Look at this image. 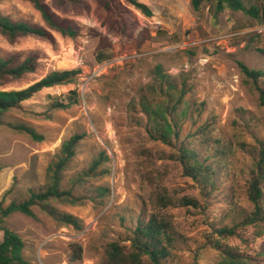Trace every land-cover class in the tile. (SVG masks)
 I'll return each mask as SVG.
<instances>
[{"label":"rangeland","instance_id":"374dc122","mask_svg":"<svg viewBox=\"0 0 264 264\" xmlns=\"http://www.w3.org/2000/svg\"><path fill=\"white\" fill-rule=\"evenodd\" d=\"M135 1L152 16L145 17L126 0H43L56 19L77 28V36L70 38L50 30L30 3L0 0V16L50 36L9 43L0 35V59L16 56L19 64L36 58L35 71L5 85V91H20L55 71H79L71 84L42 90L0 124L3 207L27 200L30 191H42L46 170L62 143L82 136L61 180L62 189L82 203L50 201L53 215L34 206L33 218L14 213L5 221L22 238L23 257L32 264H101L104 244L129 245L126 228L140 214L170 226L174 249L171 259L161 264H219L222 257L213 246L217 243L250 258L259 250L238 238H221L216 231L252 209L246 188L252 158L264 145V107L238 64L264 73V21L241 11L217 13L215 0L205 1L198 11L191 0ZM241 1L248 11L264 6V0ZM99 53L105 57L96 58ZM158 65L178 89L184 88L176 116L183 117L187 107L192 116L181 139L215 172L216 186L209 195L184 173L174 142L154 141L145 131L142 96L151 104L163 100L160 93H149ZM73 91L78 97L74 103ZM54 102L68 108L49 110ZM7 124H25L43 141L34 142ZM199 128H205L203 133L195 134ZM188 134L194 136L186 139ZM99 159L101 164L87 176ZM99 187L108 189L102 200L96 193ZM156 191L175 200L193 198L198 207L175 203L162 208L155 201ZM58 214L75 218L78 229L61 223ZM2 236L0 232V242ZM254 243L260 246L263 237ZM78 247L80 259L74 260ZM257 261L264 264V257ZM144 262L149 264L147 258Z\"/></svg>","mask_w":264,"mask_h":264},{"label":"trees","instance_id":"16d2710c","mask_svg":"<svg viewBox=\"0 0 264 264\" xmlns=\"http://www.w3.org/2000/svg\"><path fill=\"white\" fill-rule=\"evenodd\" d=\"M30 3L37 10L45 24L50 30L58 32L62 36L74 38L78 31L72 24L56 19L47 8L43 0H23ZM72 2V0H67ZM207 0H191V6L198 11L202 4ZM138 12L145 17H151V11L143 4L137 3L135 0H126ZM215 11L221 12L225 9L232 11H241L259 17L264 21V6L259 8V12L255 9L249 11L245 9L241 0H215ZM0 35L6 38L9 43H14L18 38L32 36L43 40H49L50 36L46 30L30 26L24 22H15L7 17L0 16ZM105 57L99 53L96 58ZM243 77L251 81L258 93L259 105L264 107V81L263 86H259V81L264 79V73L261 71L250 70L243 64L239 63ZM36 68L35 56H30L21 63H17V57L12 56L6 59H0V124H3L2 118L9 112L21 110L23 104L31 100L36 94L44 89L65 86L71 84L79 71H55L32 85L20 91H5L4 86L20 79L24 74L32 73ZM156 83L149 87V93H160L163 97L162 102H153L147 100L146 96L141 98L142 112L147 121L145 131L154 141H160L165 144L174 146L178 150V161L187 177L200 184L205 195H209L214 191L216 186L215 172L211 166L205 163V160L199 158L198 153L190 149L185 140L181 139V132L185 124L191 118V107L186 109L180 115L176 116L177 110L181 106L184 98V88L178 89L171 81L169 75H165L160 65L155 67ZM71 101L78 100L75 91L71 94ZM68 108L66 104L61 102L52 103L49 110H63ZM180 119L182 122H180ZM8 128L16 133L25 134L34 142L43 141V137L36 131L25 124H7ZM203 129L199 128L197 133H203ZM194 134L186 135V139L193 137ZM82 139V136L75 135L64 141L55 157L46 170V185L40 192L30 191L29 198L22 202H11L8 206L3 207L0 203V232H2V240L0 242V264H32L23 257L25 244L22 238L15 232L5 227L6 219L14 213H21L28 217H34L32 208L39 206L42 210H46L49 214H54V209L50 208V201L65 202L69 205H77L82 203L83 199L76 198L69 189H62L61 180L62 172L75 154V147ZM99 159L91 165L86 172L91 177L92 172L101 164ZM104 173V172H102ZM80 181V180H76ZM9 192V191H7ZM99 200L106 197L108 189L99 187L96 190ZM246 195L251 204V211L244 213L238 220L232 221L230 226L222 227L217 230L218 236L221 238H238L246 244H250L252 250H256L252 258L248 254L240 253L235 247H228L221 243L213 245L220 251L221 261L219 264H259L258 259L264 257V243L257 246L254 241L258 238L264 239V145H261L252 158V167L250 169L249 180L246 188ZM155 201L162 208L175 206H193L198 207L197 200L193 198L183 197L179 200L163 194L162 191H156ZM61 223L78 229L79 225L75 218L70 215L58 214L57 218ZM124 221V219H122ZM130 236L126 242L129 245H123L120 241L107 242L101 248V264H145L144 259L147 258L149 264H161L170 260L174 249V236L170 231V226L157 217L150 215L146 217L140 214L136 218V223L131 228H126ZM252 238V242L249 239ZM77 254L74 260L80 259L81 249L77 248Z\"/></svg>","mask_w":264,"mask_h":264}]
</instances>
